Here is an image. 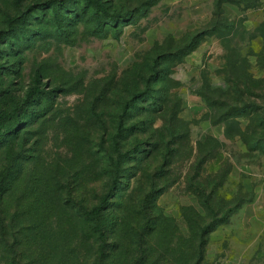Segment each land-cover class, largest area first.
<instances>
[{
  "label": "rangeland",
  "instance_id": "obj_1",
  "mask_svg": "<svg viewBox=\"0 0 264 264\" xmlns=\"http://www.w3.org/2000/svg\"><path fill=\"white\" fill-rule=\"evenodd\" d=\"M97 1L0 0V264H96L69 216L107 194L121 115L119 243L264 264V0Z\"/></svg>",
  "mask_w": 264,
  "mask_h": 264
},
{
  "label": "trees",
  "instance_id": "obj_2",
  "mask_svg": "<svg viewBox=\"0 0 264 264\" xmlns=\"http://www.w3.org/2000/svg\"><path fill=\"white\" fill-rule=\"evenodd\" d=\"M15 3H18L20 0H14ZM90 3H93L96 8H101V4L97 0H87ZM248 7V6H247ZM110 23H115L114 17H109ZM13 111L9 113L0 112V122L1 120L8 119L11 115H13ZM122 115L119 116L118 124L116 132L113 136L112 147L116 156L112 160L111 163V180L108 188L107 194H105L99 203L92 205L90 207H81L80 209L74 212L73 216H69V219L73 221L72 232L76 235V238L79 239V245L92 241L91 247H85L82 250V253L88 252L92 250V253L95 257L96 264H104V261L107 259H111L114 264H169V261L165 259L164 256L160 255V258L157 260L153 259V252L155 251V244L151 239V235L153 236L154 230H156V226H149L147 224L140 225L139 222L134 226L133 230L129 233L132 239H130L129 243L124 245L119 243V234L121 230L122 221L112 216L110 217L112 211L111 206L113 205V201H111L112 197L116 194L118 188L119 178L122 172V162L124 155L121 153L122 146L120 144V138L125 133V131L132 130V126L128 128H124L123 126ZM7 133V132H5ZM4 133V134H5ZM166 134L169 138L166 141V146L172 144V137L174 135V128L170 125L166 128ZM14 139V138H13ZM9 146L13 143L11 139L8 140ZM154 150L153 153L157 156L160 153V149L158 147V143L153 144ZM167 152H171V148L165 147ZM139 148L129 149L127 152L138 151ZM152 154V150L149 151ZM11 167V165H10ZM10 171L11 168L5 169L0 176V194L4 191V186H2L3 182L8 175L7 172ZM205 207L212 212V209L209 207L208 202L205 201ZM214 215V212H213ZM73 217V219H72ZM224 218V217H223ZM223 218L221 220H223ZM146 221H142V223ZM120 226V227H119ZM209 227H203L199 229L198 236L201 238L200 243L203 241L204 234L208 231ZM197 248L198 256L194 260L195 253L192 252V255H188L189 258H177L172 261V264H193L198 263L202 259V252L200 245L196 247L194 244L191 248V243L188 244V249L193 250ZM173 250V249H172ZM116 260V261H115Z\"/></svg>",
  "mask_w": 264,
  "mask_h": 264
}]
</instances>
